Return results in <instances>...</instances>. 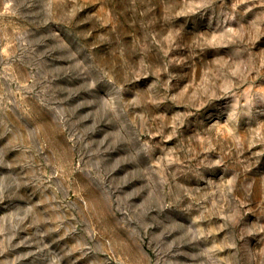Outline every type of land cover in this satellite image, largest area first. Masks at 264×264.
Here are the masks:
<instances>
[{"label": "rangeland", "instance_id": "rangeland-1", "mask_svg": "<svg viewBox=\"0 0 264 264\" xmlns=\"http://www.w3.org/2000/svg\"><path fill=\"white\" fill-rule=\"evenodd\" d=\"M0 264H264V0H0Z\"/></svg>", "mask_w": 264, "mask_h": 264}]
</instances>
